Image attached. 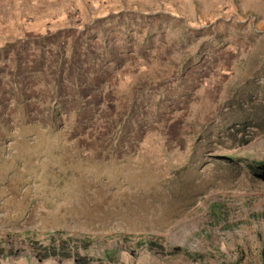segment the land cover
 Listing matches in <instances>:
<instances>
[{
  "label": "rangeland",
  "instance_id": "obj_1",
  "mask_svg": "<svg viewBox=\"0 0 264 264\" xmlns=\"http://www.w3.org/2000/svg\"><path fill=\"white\" fill-rule=\"evenodd\" d=\"M0 264H264V0H0Z\"/></svg>",
  "mask_w": 264,
  "mask_h": 264
},
{
  "label": "trees",
  "instance_id": "obj_2",
  "mask_svg": "<svg viewBox=\"0 0 264 264\" xmlns=\"http://www.w3.org/2000/svg\"><path fill=\"white\" fill-rule=\"evenodd\" d=\"M149 245H152V242H149Z\"/></svg>",
  "mask_w": 264,
  "mask_h": 264
}]
</instances>
